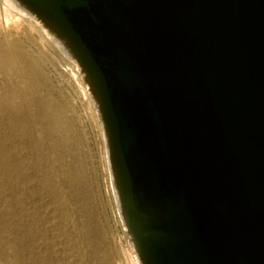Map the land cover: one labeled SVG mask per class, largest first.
<instances>
[{"label":"water","instance_id":"95a60500","mask_svg":"<svg viewBox=\"0 0 264 264\" xmlns=\"http://www.w3.org/2000/svg\"><path fill=\"white\" fill-rule=\"evenodd\" d=\"M94 87L142 264H264V0H25Z\"/></svg>","mask_w":264,"mask_h":264},{"label":"rangeland","instance_id":"374dc122","mask_svg":"<svg viewBox=\"0 0 264 264\" xmlns=\"http://www.w3.org/2000/svg\"><path fill=\"white\" fill-rule=\"evenodd\" d=\"M20 39L0 32V264H140L88 77Z\"/></svg>","mask_w":264,"mask_h":264},{"label":"bare ground","instance_id":"6f19581e","mask_svg":"<svg viewBox=\"0 0 264 264\" xmlns=\"http://www.w3.org/2000/svg\"><path fill=\"white\" fill-rule=\"evenodd\" d=\"M0 32H2L5 35V38L7 39L8 42L10 43L14 42L15 47H18V43L21 40L20 38L22 37H24V39L26 40L32 41V43H34V40H37V42L40 41L44 45L45 44L48 46L55 45L61 52H63V54L66 57L72 59L75 67L78 68L80 73H83L88 77L78 57L73 52L72 48L69 47L68 42L62 36V34H60L48 21L39 17L37 13L28 5V3L25 2V0H0ZM15 56H16L15 51L11 46H7V45L1 46V50H0L1 64H10V63L12 64L13 62H15ZM89 84L92 86L91 81ZM93 91L94 92L91 93L95 94V97L98 102V97L94 87H93ZM109 152L111 156V151ZM111 162H112V156H111ZM133 248L136 252L139 263L142 264L135 244L133 245Z\"/></svg>","mask_w":264,"mask_h":264}]
</instances>
